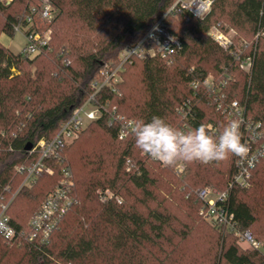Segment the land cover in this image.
<instances>
[{
	"label": "trees",
	"instance_id": "16d2710c",
	"mask_svg": "<svg viewBox=\"0 0 264 264\" xmlns=\"http://www.w3.org/2000/svg\"><path fill=\"white\" fill-rule=\"evenodd\" d=\"M32 1L37 6H30ZM175 1L28 0L26 11L16 15L8 12L12 2L0 0V12L5 14L0 21V36H13L17 25L26 33L35 29L36 18L32 26L27 22L33 7L38 10L49 3L54 10L50 43L41 52L15 53L0 39V207L24 179L16 166L29 161L25 146L53 137L62 122L86 101L100 68L117 63L121 50L139 41ZM59 19L61 24H56ZM170 19L171 15L170 29L181 39L176 59H137L127 66L124 80L118 85L119 93L107 89L104 95L121 114L135 118L138 125L159 116L178 128L182 116L177 108L193 94L191 81L210 73L219 75L227 67L232 76L225 89L228 100H239L245 105L246 115L261 121L264 127V0H213L205 16L185 18L180 28L173 27ZM223 19L236 29L250 32L252 39L248 41L254 52L250 72L242 70L210 34L212 26ZM49 54L52 56L46 57ZM31 65L35 68H29ZM138 65L141 89L131 85L130 92L127 72ZM195 109L188 130L202 124L222 130L231 122L206 99L199 101ZM90 130L103 131L109 141L99 150L81 154L82 172L75 173L71 168L79 202L65 214L49 243L22 240L24 254L15 264H264V256L258 251L242 249L234 233L215 226L205 233L201 248L185 250L183 242L191 231L177 232L172 211L162 207L156 191L158 180L149 163H161L143 155L134 137L119 139L107 117L92 121ZM63 153L50 162L53 174H40L31 187L21 188L11 203L9 213L18 229L26 228L41 208L61 178L62 168L71 167L70 158ZM235 159L236 155L231 154L214 161L219 171L212 170V162L183 161L186 185L181 189L182 196L192 210L199 214L201 204L194 189H225L235 172ZM170 168L174 176L183 179L176 163ZM8 185L10 190L6 189ZM263 188L264 158L254 170L251 185L231 193V207L240 226L249 228L257 238ZM106 189L118 197L100 200L99 190ZM260 228L264 231V224ZM11 242L0 235V264L11 255Z\"/></svg>",
	"mask_w": 264,
	"mask_h": 264
},
{
	"label": "built area",
	"instance_id": "2783aa9c",
	"mask_svg": "<svg viewBox=\"0 0 264 264\" xmlns=\"http://www.w3.org/2000/svg\"><path fill=\"white\" fill-rule=\"evenodd\" d=\"M212 4L213 0H176L139 41L128 44L121 50L117 63H106L100 68L91 83V92L86 101L73 110L53 137L41 138L33 144V147L28 150V162L16 166V171L23 174L24 179L11 197L1 204L0 235L4 239L14 242L24 240L36 244L49 243L65 214L79 202L71 168L68 166L62 168V176L56 187L49 193L41 208L29 219L27 227L23 229L13 225L9 213L11 203L19 190L23 187H31L42 173L53 174L55 169L50 162L59 159L65 147L74 142L92 121L107 117L109 125L116 127L119 139L134 137L132 129L138 125L137 120L121 114L118 106L112 104L109 97L104 95L105 91L108 89L119 93L118 85L124 80L127 66L137 59L158 56L169 61L175 60L181 46V39L170 29L168 16L183 14L186 19L190 16L203 17L211 10ZM36 14L37 8L33 7L31 14L27 17L30 26L34 24ZM42 16L50 21L54 18L51 4H44ZM15 28L24 32L20 25ZM24 33L28 42L22 51L24 54L33 55L49 45L52 30L41 34L36 26L32 31ZM210 34L223 49L232 55L242 70L251 71L254 52L250 50V42L244 40L239 44L236 35L223 30L220 24L212 26ZM259 35L260 33L256 35V38ZM231 79L232 76L227 67L219 75L210 73L203 79H193L191 81L193 94L185 98L177 108L178 114L182 116V123L178 128L189 129L190 118L196 116V105L202 99L216 105L228 120L239 122L240 141L245 146V151L236 155L235 172L227 187L220 189L216 186H205L194 189L193 193L201 203L200 214L213 226L225 232L234 233L239 237L240 242L264 256V239L255 237L249 228H242L231 207L232 191L235 188H247L251 185L254 170L264 158V127L261 121H255L246 115L245 105L239 100H228L225 89ZM208 127L214 132L217 131V128L211 124ZM142 154L146 155L143 152ZM185 170L186 163L176 162V171L179 174H183ZM10 188V185L6 186L7 190ZM101 195L106 199L118 197L109 189L102 191ZM118 201L121 202V198H118Z\"/></svg>",
	"mask_w": 264,
	"mask_h": 264
},
{
	"label": "rangeland",
	"instance_id": "374dc122",
	"mask_svg": "<svg viewBox=\"0 0 264 264\" xmlns=\"http://www.w3.org/2000/svg\"><path fill=\"white\" fill-rule=\"evenodd\" d=\"M5 3H13L11 11L16 15L23 14L26 10V3L28 0H1ZM31 5H36V2L32 1ZM37 6V5H36ZM42 9L43 6L39 7L37 10V14L35 16L36 18V24L35 26L38 27L41 34H46L49 30H53L52 22L53 19L47 20L42 16ZM5 17V14H2L0 12V21L3 22ZM171 23L173 27L180 28L181 26L185 25V17L184 15L180 16H171ZM222 23H220V27L225 30L229 31L232 34L236 35L237 42L241 44L244 40L247 39L251 40L250 32L247 30H240L232 27V25L225 19L221 20ZM60 23L61 20L59 19L56 24ZM59 24V25H60ZM214 26V25H213ZM1 42L8 47L11 51L18 53L21 52L25 46L27 45V37L25 33L21 30H16L13 36H10L8 34H1L0 36ZM250 42V41H248ZM51 50H53V47H51ZM52 56V54L46 55V57ZM29 68L34 69V65H31ZM127 78L129 79L128 88L131 87V85H136L137 89H141V70L140 65L130 69L127 72ZM132 91V87L130 89V92ZM89 130V124L84 128L80 136L71 144H69L64 149L63 156H65L67 159L70 158L71 167L75 173H80L83 170V160H81L80 156L83 153H88L91 151L99 150L104 145L108 144V137L107 135L101 131L98 130V132H91ZM107 143V144H106ZM150 166H152L153 172L156 174V178L158 180V187L156 188V191L160 194V200H162V207L169 208L172 211V214L174 215V226L178 233L183 232L184 230H190L191 236L188 238V240L183 242V247L185 250L192 252L195 248H201V246L205 243V233L209 232L210 226L213 227V225L206 219L204 216H202L199 212V214L192 210L189 206V203L186 202L185 199H183L182 196V190L185 187V177L184 174H182L184 177L182 179L181 175L174 176L172 173V169L170 166H164L162 164L157 165L153 163H149ZM210 167L214 171H219V165L212 162L210 164ZM221 176V174H220ZM110 190V189H109ZM103 190H99V193H101ZM100 200H106V198L102 195H100ZM161 202V201H160ZM155 204V203H154ZM261 205L260 207V214L256 228L257 232L256 235L259 237V239H264V231H262V228L260 226L264 224V188L262 193V199H261ZM216 228V227H215ZM219 229V228H217ZM220 230V229H219ZM225 232V231H223ZM226 233V232H225ZM224 233V234H225ZM204 235V237H203ZM236 242L238 245L245 250H252L248 247L247 244L240 242L239 237L234 235ZM205 239V240H204ZM24 241V240H23ZM9 247L11 250V255L9 258H7L5 264H15L18 262L21 257L24 254V242L22 240H18L17 242H11L9 243ZM223 264H228L225 261H223Z\"/></svg>",
	"mask_w": 264,
	"mask_h": 264
},
{
	"label": "clouds",
	"instance_id": "9594fccd",
	"mask_svg": "<svg viewBox=\"0 0 264 264\" xmlns=\"http://www.w3.org/2000/svg\"><path fill=\"white\" fill-rule=\"evenodd\" d=\"M132 134L140 151L168 166L178 161L207 164L245 151L236 120L212 132L203 124L191 130L180 129L162 117L153 116L134 127Z\"/></svg>",
	"mask_w": 264,
	"mask_h": 264
},
{
	"label": "water",
	"instance_id": "95a60500",
	"mask_svg": "<svg viewBox=\"0 0 264 264\" xmlns=\"http://www.w3.org/2000/svg\"><path fill=\"white\" fill-rule=\"evenodd\" d=\"M32 147H33V143H32V142H29V143L25 146V149H26V150H30Z\"/></svg>",
	"mask_w": 264,
	"mask_h": 264
}]
</instances>
